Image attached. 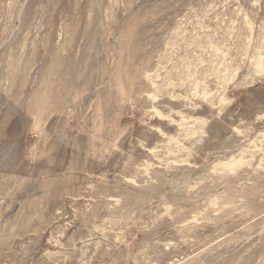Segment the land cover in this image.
<instances>
[{
  "label": "rangeland",
  "instance_id": "374dc122",
  "mask_svg": "<svg viewBox=\"0 0 264 264\" xmlns=\"http://www.w3.org/2000/svg\"><path fill=\"white\" fill-rule=\"evenodd\" d=\"M0 264H264V0H0Z\"/></svg>",
  "mask_w": 264,
  "mask_h": 264
}]
</instances>
